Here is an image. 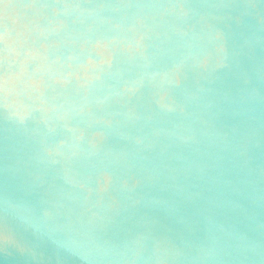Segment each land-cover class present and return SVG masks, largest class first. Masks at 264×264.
<instances>
[{
	"label": "water",
	"instance_id": "1",
	"mask_svg": "<svg viewBox=\"0 0 264 264\" xmlns=\"http://www.w3.org/2000/svg\"><path fill=\"white\" fill-rule=\"evenodd\" d=\"M0 264H264V0H0Z\"/></svg>",
	"mask_w": 264,
	"mask_h": 264
}]
</instances>
